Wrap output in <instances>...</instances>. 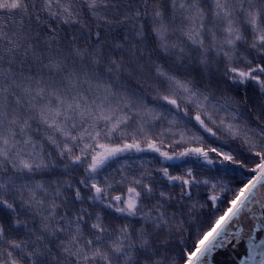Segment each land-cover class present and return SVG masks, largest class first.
I'll return each instance as SVG.
<instances>
[{"label": "snow or ice", "instance_id": "6c2138e0", "mask_svg": "<svg viewBox=\"0 0 264 264\" xmlns=\"http://www.w3.org/2000/svg\"><path fill=\"white\" fill-rule=\"evenodd\" d=\"M0 264H264V0H0Z\"/></svg>", "mask_w": 264, "mask_h": 264}]
</instances>
